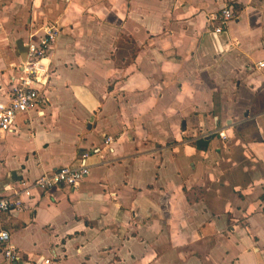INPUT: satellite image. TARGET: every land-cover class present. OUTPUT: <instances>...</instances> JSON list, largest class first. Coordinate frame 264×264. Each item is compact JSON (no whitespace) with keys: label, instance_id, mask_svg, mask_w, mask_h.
I'll return each mask as SVG.
<instances>
[{"label":"crops","instance_id":"obj_1","mask_svg":"<svg viewBox=\"0 0 264 264\" xmlns=\"http://www.w3.org/2000/svg\"><path fill=\"white\" fill-rule=\"evenodd\" d=\"M46 24L49 105L0 134V197L90 173L0 213L20 264H264V0H0L1 101Z\"/></svg>","mask_w":264,"mask_h":264},{"label":"built area","instance_id":"obj_2","mask_svg":"<svg viewBox=\"0 0 264 264\" xmlns=\"http://www.w3.org/2000/svg\"><path fill=\"white\" fill-rule=\"evenodd\" d=\"M237 17L231 6H225L218 14L211 16V22H217L214 28L216 34H221L224 27ZM43 35L38 44L29 43L27 46V59L21 64L20 76L13 80L11 91L7 98L0 100V134H8L13 130L17 118L35 109L42 110L49 105L46 89L51 80V71L48 65L51 52L60 35L57 24H48L43 27ZM264 68V62L258 64ZM225 139V132L220 133ZM115 140L111 137L105 139V147H112ZM100 153L101 150H96ZM89 153L81 156L79 164L75 167H62L51 174H44L40 178L29 181L22 180L19 188L11 196L0 197V213L20 211L38 194L49 192L58 187H67L76 190L81 182L89 175ZM1 254L6 264H20L23 261L22 253L11 242L9 232H0ZM52 264L51 260L40 259L37 264Z\"/></svg>","mask_w":264,"mask_h":264},{"label":"rangeland","instance_id":"obj_3","mask_svg":"<svg viewBox=\"0 0 264 264\" xmlns=\"http://www.w3.org/2000/svg\"><path fill=\"white\" fill-rule=\"evenodd\" d=\"M45 26H47V24Z\"/></svg>","mask_w":264,"mask_h":264}]
</instances>
